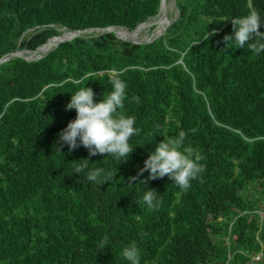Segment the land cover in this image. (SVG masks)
<instances>
[{
    "label": "trees",
    "instance_id": "trees-1",
    "mask_svg": "<svg viewBox=\"0 0 264 264\" xmlns=\"http://www.w3.org/2000/svg\"><path fill=\"white\" fill-rule=\"evenodd\" d=\"M160 1L0 0V58L36 51L63 29L134 31ZM254 3L264 10V0ZM175 4L176 20L150 43L90 32L35 61L0 64V264H127L121 249L130 242L141 264H264V54L223 43L249 0ZM114 77L127 83L118 111L141 130L129 160L89 157L82 146L57 153L58 133L76 117L65 110L71 94L86 85L100 102ZM180 130L183 148L202 157L201 178L187 190L167 176L127 185ZM83 159L110 169L113 181L72 174L71 162ZM146 187L162 196L158 208L144 204Z\"/></svg>",
    "mask_w": 264,
    "mask_h": 264
},
{
    "label": "clouds",
    "instance_id": "clouds-1",
    "mask_svg": "<svg viewBox=\"0 0 264 264\" xmlns=\"http://www.w3.org/2000/svg\"><path fill=\"white\" fill-rule=\"evenodd\" d=\"M255 5L254 0H249L247 13L231 18L232 34L223 37L225 46L231 45V49L234 50L247 47L257 55L264 54V32L259 31L261 27H264V10ZM228 19L230 17L226 20ZM211 35H215V32L213 31ZM209 38L208 33L205 40L192 41L190 48ZM36 51L33 55L35 57L46 54V52L41 53L40 49ZM109 83L111 91L100 102L94 100L95 94L92 88L86 85L71 94L65 110H75L76 117L58 133L57 153L60 154L65 146L69 152L82 146L87 149L89 157L107 154L120 163L129 160L134 150L130 140L141 130L135 126L134 115H125L118 111L124 107V101L127 98L126 81L114 77L109 80ZM134 99L139 98L134 97ZM185 138L184 130H180L175 137H164L163 141L156 145L155 150L148 154L137 175L129 178L127 185L136 186L143 183L147 186V181L167 176L179 189L190 188L192 181L201 178L204 165L201 163L202 157L196 151L183 148ZM71 164L73 165L72 174H79L81 177L83 173L86 181L100 186L113 181L115 176L110 169L89 166L88 159L73 161ZM145 172L148 173L147 178L139 179ZM138 180L139 183L136 184ZM142 199L149 209H155L160 206L162 196L158 195L154 189L146 187ZM108 245L109 237L105 236L100 246L105 249ZM121 256L127 264H141L140 250L135 242L124 246L121 249Z\"/></svg>",
    "mask_w": 264,
    "mask_h": 264
},
{
    "label": "water",
    "instance_id": "water-1",
    "mask_svg": "<svg viewBox=\"0 0 264 264\" xmlns=\"http://www.w3.org/2000/svg\"><path fill=\"white\" fill-rule=\"evenodd\" d=\"M173 6L174 8L176 7V4H175V0H173ZM166 0H161L160 1V9L159 11L161 12V15H160V18H166L167 16V13H166ZM176 12H175V15L173 17V19L171 21L168 20V22L166 23L165 27L152 39V40H149V41H142V40H139V39H136V38H133V35H137L138 33H140L143 29H145L147 26L151 25H155L156 22H152V23H149V20H147L146 22L138 25L134 31H126L125 29L123 28H120V27H107V28H104V29H91V30H84V31H75V32H68L66 29H63L64 31H67V33H69L70 35L67 37V38H61L63 35L61 36H56V37H52L51 39H49L47 41V43L43 44L39 49L41 51V49H45L47 48L44 52L42 53H47L48 51H50L51 49H53L54 47L58 46L60 43H63V42H66V41H71L72 39L76 38V37H79L80 35L82 34H87V33H90V32H112L114 33L118 38L124 40V41H127V42H130V43H133V44H146V43H150L152 42L153 40L159 38L160 36L164 35L167 27L173 22L176 20L177 18V9L175 8ZM123 31L125 33H127V37H125L124 35L122 36L121 34H119L118 31ZM55 39H58L57 41L51 43V40H55ZM35 52H31V51H26V50H16L12 53H8L6 54L5 56H3L2 58H0V64L1 63H4L6 61H8L9 59L13 58V57H22L24 58L25 60H28V61H35L37 59H40L42 58L43 56H37V57H32L35 53ZM31 56L30 58H27L28 56Z\"/></svg>",
    "mask_w": 264,
    "mask_h": 264
},
{
    "label": "rangeland",
    "instance_id": "rangeland-1",
    "mask_svg": "<svg viewBox=\"0 0 264 264\" xmlns=\"http://www.w3.org/2000/svg\"><path fill=\"white\" fill-rule=\"evenodd\" d=\"M172 8V9H171ZM166 13H167V17H168V20L171 21L175 15V8L173 6V0H166ZM170 10V11H169ZM161 15V12L159 11V14L154 17L153 19L149 20V23H152V22H156L155 25L151 26H147L145 29H143L139 34H138V39L139 40H142V41H149V40H152L156 35L154 34V31L156 29V26H157V18H159V16ZM147 29V30H146ZM123 32V31H122ZM149 32V33H148ZM62 35H64L65 33H67V31H62ZM125 33V32H124ZM97 35H99V33L97 32L96 33ZM95 34V35H96ZM12 53V52H11ZM28 57L27 58H30L31 56L27 55ZM32 57H35V56H32ZM263 213V214H260V213ZM259 214H260V217L262 219H264V210L261 211ZM261 254V253H260ZM256 262L259 261V260H255Z\"/></svg>",
    "mask_w": 264,
    "mask_h": 264
},
{
    "label": "bare ground",
    "instance_id": "bare-ground-1",
    "mask_svg": "<svg viewBox=\"0 0 264 264\" xmlns=\"http://www.w3.org/2000/svg\"><path fill=\"white\" fill-rule=\"evenodd\" d=\"M172 9V8H171ZM168 10V9H167ZM170 11V10H169ZM168 22V17L166 16V18H160V16H159V18H157V26H156V29H155V31H154V34L155 35H157L164 27H165V25H166V23ZM147 30V29H146ZM119 33H121L122 34V36L124 35L125 37H127L128 35H127V33H124V32H122V31H118ZM149 33V32H148ZM139 34V33H138ZM138 34L135 36V35H133V38H136V39H138ZM70 34L69 33H65L62 37H60V39L62 38H67L68 36H69ZM58 39H55V40H51V43H53V42H55V41H57ZM47 48H45V50H46ZM42 50V49H41ZM45 50H43V51H41V53L42 52H44Z\"/></svg>",
    "mask_w": 264,
    "mask_h": 264
},
{
    "label": "built area",
    "instance_id": "built-area-1",
    "mask_svg": "<svg viewBox=\"0 0 264 264\" xmlns=\"http://www.w3.org/2000/svg\"><path fill=\"white\" fill-rule=\"evenodd\" d=\"M260 214H263V213L261 212ZM260 257H261V255H256V257L254 258V261L255 260H260Z\"/></svg>",
    "mask_w": 264,
    "mask_h": 264
}]
</instances>
